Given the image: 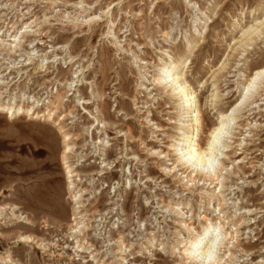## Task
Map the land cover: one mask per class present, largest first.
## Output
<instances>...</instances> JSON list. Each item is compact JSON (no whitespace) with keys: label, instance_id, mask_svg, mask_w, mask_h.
Returning a JSON list of instances; mask_svg holds the SVG:
<instances>
[{"label":"rangeland","instance_id":"obj_1","mask_svg":"<svg viewBox=\"0 0 264 264\" xmlns=\"http://www.w3.org/2000/svg\"><path fill=\"white\" fill-rule=\"evenodd\" d=\"M107 5L109 14L101 15ZM190 5L0 0V103L17 97V104L24 94L25 105L39 101L41 113L55 101L56 90L63 95L72 85L58 118L40 119L38 110L9 117L0 108L1 258L11 255L15 264H176L179 256L168 247L186 237L183 221L190 219L199 233L205 215L224 223L223 235L232 233L233 240L215 250L220 257L233 255L223 263L264 264V74L255 76L264 66V24L250 38L241 37L264 21V0H191ZM88 17L89 28L75 26ZM32 19L37 22L30 26ZM201 34L184 71L198 96L196 143L206 142L220 113L230 121L217 148L215 162L224 166L215 172L221 183L215 188L207 177L187 183L183 169L174 165L176 155L168 146L179 132L170 122L181 113L180 101L170 97L174 92L160 95L152 86L159 69L177 62ZM68 143L76 175L72 194L78 197L73 203L61 159ZM214 190L219 197L200 201L199 192ZM76 202L82 205L73 221ZM12 207L18 209L15 216L34 223V232L12 222ZM75 223L86 232L87 245L73 261L66 248L75 243ZM27 235L46 250L35 242L17 243Z\"/></svg>","mask_w":264,"mask_h":264},{"label":"bare ground","instance_id":"obj_2","mask_svg":"<svg viewBox=\"0 0 264 264\" xmlns=\"http://www.w3.org/2000/svg\"><path fill=\"white\" fill-rule=\"evenodd\" d=\"M184 1H186V5H189V7H191V5H190L191 0H189V1L184 0ZM109 6L110 5H107L105 8L100 9L101 15L109 14ZM81 9H83L82 6H80L79 10H81ZM100 18H102V17L100 16ZM92 20L93 19H89V17H88L87 19H84V20L82 19L80 21H76V23L74 22V24L76 27L87 25L89 28ZM36 22H37V19H32L29 25L31 26V25L35 24ZM196 22H199L198 19H196ZM74 24L72 23L73 28L75 27ZM263 24H264V21L262 23L255 25L256 26L255 31L252 30V28L245 30L242 33L241 37H243L244 39L250 38V36L254 32H256V30L259 27H261V25H263ZM165 36L167 37V34L164 35V37ZM200 42H202V34L199 35V37L196 39V41L192 40L191 42H188L187 47L185 48L180 59L177 62H174V61L168 62L167 64H165L163 67H161L159 69V73L157 75V78L154 79L152 86L154 88L158 89L160 95L170 94V91L174 92L175 96L170 95V97L174 98L177 101H180V105H181V108H180L181 111L180 112L181 113H179L177 120L170 122V124H172L174 126V128L179 132L178 137L174 138L172 140V144L170 146H168V152H174L176 155L174 165H176L177 167L179 166L183 169V174L185 175L184 177H185V179L188 180L187 183H191V182L195 181L198 176H200L201 178L207 177V180H205V182H208L209 185H214L213 188H215L218 185H220V187H221V183H219L220 176L218 174H216L215 172L220 173L222 171L221 168L224 166L221 163H219V165H218V163L215 162L218 158L217 148H218V145L220 143V138L222 137L223 134H226V132H227V128L229 126L230 121L228 120L229 116L227 117L226 114L220 113L219 119H218L219 123L217 122L218 125L215 128H213L212 130H210L209 136H208L206 142L204 141L205 143L203 145H198L196 143L198 140L197 139L198 133L200 132L199 131L200 114H199V105H198L199 102L197 100L198 96L194 95L193 89L190 87L189 82L184 77V73H185L184 71H187L186 69H187L188 63L190 62V58L193 55V51L196 49L197 45ZM49 49H52L54 51L55 50H63L64 46H57V48L55 46H50ZM53 57H55V55ZM52 59H54V58H52ZM158 61L161 64L162 58L159 57ZM53 62L54 61H51L49 63L52 64ZM49 63H47V64H49ZM40 66H42V64H40L39 67ZM123 71H124V69H123ZM261 74H264V66H262L261 68L256 70L255 76H258ZM103 75L105 76L104 73H103ZM252 80H253V78H252ZM80 83H81V81H80ZM204 84L205 83L200 84L199 87L203 88ZM75 87L76 86H74V88ZM249 87H250V83L247 85V88H245L246 92H247ZM71 88H72V85H69L67 91L65 93H63V95H60L59 92L56 90L55 91L56 96L54 98L55 101L48 102V104H49L48 106L43 105L44 110L41 113L38 109L39 101L33 100V102H31V104H28V101H27V103L25 105V101L28 99H24L25 98L24 94L21 95V98L18 102L19 104L18 103L16 104L15 99L17 97H14L13 100H11V102H9L5 105L0 103V108L2 110H5L7 116H9V117H13L14 114H17L20 116H23L25 114L28 116L30 113L34 114L35 111L38 110V113L36 115H37V117H40V119H42V118L43 119H45V118L53 119L57 115L56 113L58 111V107L62 104L63 96L66 95L68 92H70ZM99 94L101 95L102 93H99ZM243 95H245V93ZM210 98L213 100V99H216L217 96L212 94L210 96ZM81 100L87 101L84 99H78V102H80ZM85 105H88V104L85 103ZM40 106H42V105H40ZM82 107H83V105H82ZM69 109H71V108H69ZM103 111L106 112V108L104 109V106H103ZM68 112H69V114H72V112H70V111H68ZM232 113H233V111L230 112V115ZM64 117L65 116H63V118ZM106 118H108V117H106ZM100 122H101V120H100ZM120 132H118V133H120ZM131 135L132 134L129 132V136L131 137L130 139H132ZM67 138L69 139V135L67 134V132L65 133V131H63V139L65 140ZM128 139H129V137H128ZM53 140H55V139H53ZM69 143L65 145V148L62 152L61 159H62L63 165L65 166V170H67L66 175H69L67 178V181L69 183H68V186L66 187V189H67L66 191L69 194L68 196H69L70 202L73 203L72 200H77L78 197H76V195L72 194L73 184H74L73 179L76 178V175H75V172L72 171L71 165H69V163H68V159H71V158H69V156L72 155V153H71L72 150L70 149ZM53 153H54V151H53ZM69 154H71V155H69ZM161 154H164V153H161ZM202 182H203V180H202ZM190 194H193V192L190 191ZM198 196H199L200 201L201 200H208V202L210 203L212 201V199L215 198V196L216 197L220 196V192L217 193L216 195H215V190L211 191V192H209V191L199 192ZM221 202L223 203V201H220L218 204V207L223 206V204ZM80 205H82L80 202H76L74 204L75 207L73 208V214H72L74 217L73 221H76V217L79 214L76 211L80 208ZM167 207H170V204H168ZM15 210H18V209L13 208L11 215H10V217H12L14 219L12 222L16 221L18 224L19 223L21 224L20 226L22 228L24 227V229H25V227H26V229L29 230L30 232H32V231L34 232L35 231L34 223L30 220H26L25 219L26 217H24V218L22 216H21L22 218L19 217L20 214L18 216H15V213L13 212ZM1 212H2V208H0V216L2 214ZM247 212H250V211H247ZM223 216H224V213H223ZM200 218H201L200 221L202 222V225H201V230L199 233L196 231V228L193 227L192 223H188L191 221L190 219L187 220V222L183 221L184 223H183L182 227L184 229L186 237H183L181 239V241L178 242L177 244L175 243V245H173V246L171 245L168 247L172 256H176V255L179 256L178 257L179 261L176 264H225V263H223L225 258L230 259L233 257V255L230 254L227 256H221L220 257L219 255H216L215 250H217L218 244H220V246L222 244H224L223 241H225L226 243H230V241L233 240L232 233L230 232L227 235L222 234V231H223L225 225L223 222L220 221V219L213 220V219L207 218L205 215L201 216ZM227 222H228L227 224H229V221H227ZM240 225H241L240 222L234 223L233 226H231V227L237 228ZM77 226H78V224L75 223V227L77 229H75V231L72 232V235L76 236L72 240V241L75 240V243H73V245L71 247L66 248V250L69 251V253H71L73 255V261H74L75 257H78V254H79L78 250L81 248V251H83V249H85V247L87 245V242H86L87 234H86V232L84 233V230L83 231L79 230V228ZM87 227L88 226H85V227L81 226V229H85ZM71 230H74V229H71ZM78 237H79V239H77ZM12 238H14V237H12ZM118 239L115 241V243L120 244V248L118 249V251L121 253L122 247H123V243H121L123 241L122 235H119ZM5 240H7V238H5ZM8 240H10V239L8 238ZM0 241H1V239H0ZM2 241H4V240H2ZM16 241H17V243H22L23 245L31 244V243L35 242V245L40 244L39 247L43 246L41 250H44L45 247L47 246V245L46 246L43 245V243H41V242L38 243L36 237H33V235L32 236L27 235V236L17 237ZM181 245H183L184 249L182 251H177L178 246H181ZM237 247H239V245H237ZM123 249L125 250V247ZM140 250H145V248H143V249L141 248ZM44 252H46V251H44ZM139 252L140 251H137L134 255H136V254L138 255ZM44 254H46V253H44ZM10 256L9 257L7 256L6 258L0 257L1 258L0 261L5 263V264H8V263L9 264H15L16 262L11 260L10 258L12 256L11 257ZM60 257H61V255H60ZM89 257H90V255H89ZM50 258H51V256H50ZM91 259L93 260V262L96 260L93 256H91Z\"/></svg>","mask_w":264,"mask_h":264}]
</instances>
